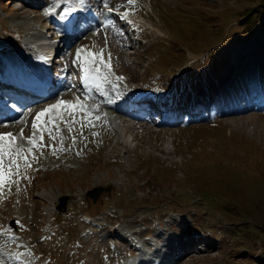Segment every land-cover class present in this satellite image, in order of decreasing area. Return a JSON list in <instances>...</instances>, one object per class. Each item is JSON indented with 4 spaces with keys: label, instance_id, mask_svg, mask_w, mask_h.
<instances>
[{
    "label": "rangeland",
    "instance_id": "374dc122",
    "mask_svg": "<svg viewBox=\"0 0 264 264\" xmlns=\"http://www.w3.org/2000/svg\"><path fill=\"white\" fill-rule=\"evenodd\" d=\"M36 1L44 5L0 0V41L10 44L0 49L1 67L37 70L30 45L49 48L58 42L50 35L65 29L52 23L50 6L81 0ZM89 1L96 14L79 23V37L58 57L63 91L72 96L51 105L66 102L68 123L34 127L30 104L1 124L0 134L16 137V163L0 179L1 264H264V110L237 103L253 64L264 66L262 15L256 21L264 7L255 12L258 0ZM106 5L116 13L102 14ZM188 12L198 19L194 29L184 22ZM242 50L257 54L221 77ZM81 69L96 72L86 91L77 84ZM101 82L127 93L158 89L157 117L166 119L105 104ZM170 95L180 108L164 102ZM39 129H49L45 143ZM98 186L93 200L88 192ZM8 228L19 235L8 240Z\"/></svg>",
    "mask_w": 264,
    "mask_h": 264
},
{
    "label": "bare ground",
    "instance_id": "6f19581e",
    "mask_svg": "<svg viewBox=\"0 0 264 264\" xmlns=\"http://www.w3.org/2000/svg\"><path fill=\"white\" fill-rule=\"evenodd\" d=\"M72 5H75L76 6V8L77 7H79V9L81 8L82 10H87V11H89V12H92V13H95V11H94V9H93V3H91L89 0H81V1H78L77 3H71ZM39 7H41V6H39ZM38 7V8H39ZM168 8H172L171 6H169V7H167L166 9H168ZM175 8H177V7H175ZM175 8H173V9H175ZM179 8L177 9V12H176V14H174V18H175V20H176V17L178 16V14H179ZM187 14H190V15H192V13L191 12H188V13H186V14H183L182 16L185 18V20H184V22H186V23H190L191 25H192V28H193V25L194 26H196L195 25V21L197 22L198 21V19H193V17L192 16H190V15H188L187 16ZM73 18L72 19H74L75 18V14L74 13H72V14H70ZM70 16V17H71ZM180 16V15H179ZM193 16H195L196 17V15H193ZM205 22H207L208 23V21H205ZM205 22H203V24L205 23ZM194 29V28H193ZM66 39V38H65ZM1 40V39H0ZM64 40V39H63ZM9 44L8 42H1L0 41V44ZM86 43H88V42H86ZM23 44V43H22ZM26 45V44H25ZM65 46H66V44L63 46V48L62 49H58L57 48V50H56V52H58L57 54H60V53H62L63 52V49L65 48ZM19 47V46H18ZM30 47H31V51L32 52H30L31 54L34 52H36V50H37V48L35 47V45H33V46H31L30 45ZM47 47V46H46ZM22 49V48H21ZM27 49H28V47H27ZM45 49H48L47 51H49V50H51V51H53L52 49H54V45H52L51 46V48L49 49V48H45ZM30 51V50H29ZM47 51H45V52H47ZM41 52H44V51H41ZM243 52H245L244 50H242L241 51V55H239V58H238V60H237V58L234 60V61H231V62H229V63H227L226 65V67H225V69L220 73V75H221V77H226L228 74H232V72L234 71V68H237L243 61H245V60H249V59H251L252 57H254L257 53H256V51L255 50H253V51H249V52H245V53H243ZM36 56H37V54H35ZM98 58H96V60H97ZM93 61V60H92ZM94 62H96V61H94ZM101 62V61H100ZM89 63H91L92 64V62H89ZM97 64V63H96ZM102 64V63H101ZM257 64V63H256ZM254 65V64H253ZM254 66H257V65H254ZM102 67V66H101ZM234 67V68H233ZM254 69H256L255 67H254ZM252 74H251V78H253L254 77V73H256L257 72V70H253L252 69ZM224 75V76H223ZM14 76L16 77V78H21L20 76H19V74L18 73H15L14 74ZM23 81H25V80H23ZM232 84V82L230 83V84H228L229 86ZM91 86V85H90ZM90 86H88V88H90ZM255 87H256V79H254V80H252V82H251V87L249 88V89H245V91L243 92V93H241V98H242V100H247V98L249 97V93L251 94V93H253L254 91H255ZM258 89V88H257ZM64 90V89H63ZM60 91V92H57V93H55V94H53V95H50V96H47V97H45V99L42 101V102H37L36 104H34L33 105V109H34V111L35 110H37L38 108H40V110H38L37 111V113H36V116H37V114H39L40 112H42L41 111V109H43V108H45V107H47V105H51V103H52V101L53 100H55V99H57V98H67L68 100H69V98L72 96L70 93H66V92H64V91ZM257 94H258V92H257ZM55 95V96H54ZM59 101V100H58ZM148 102H149V100H147V99H139L138 101H136V103H135V107H137V109H145L146 108V105L148 104ZM55 103V102H54ZM54 105V104H53ZM57 105V104H56ZM81 105H83V104H81ZM35 106V107H34ZM52 106V105H51ZM250 106V105H249ZM244 107H242V109H243ZM33 109H31V110H33ZM101 109V108H100ZM45 110V109H44ZM70 111H72V110H74V108H70L69 109ZM22 114V113H21ZM56 114H60L61 116L63 115V108L62 107H60V108H58V110L57 111H54V108L51 110V111H49V112H47V114L46 115H44V116H42L41 118H40V120L39 121H37V123L39 124V123H41V122H43L44 120H45V117H52V118H54L55 117V115ZM87 115V114H86ZM99 118V117H98ZM12 119V118H11ZM50 121L52 122V119H50ZM2 124V121H0V129H2V128H4V127H1V126H3V125H1ZM18 128V127H17ZM30 128V127H29ZM24 130H26V129H24ZM0 143H1V141H0ZM19 149V148H18ZM1 151V150H0ZM59 151V150H58ZM64 154H69V153H64ZM4 157V156H3ZM2 159V157H0V160ZM9 230V229H8ZM120 238L122 239V240H125V237L123 236V235H121L120 236ZM196 245V243H194V245L193 246H195ZM191 249V248H190ZM140 255L141 254H143V252H141V253H139ZM0 264H1V262H0Z\"/></svg>",
    "mask_w": 264,
    "mask_h": 264
},
{
    "label": "snow or ice",
    "instance_id": "6c2138e0",
    "mask_svg": "<svg viewBox=\"0 0 264 264\" xmlns=\"http://www.w3.org/2000/svg\"><path fill=\"white\" fill-rule=\"evenodd\" d=\"M130 2H131V0H130ZM80 51H82V50H78L77 56H79ZM65 103H66L65 101H61L59 104L52 105V106H50L49 109H45L44 111L40 112L39 114H37V117H36L37 121H39L42 116L46 115L47 112L51 111L53 108H60ZM68 107L74 108L75 106L72 104H68ZM34 127H38V125H34ZM21 135H22V133H21ZM9 137H11V140L9 139ZM0 141H4V144L0 145V150H3L5 155H8V154H10L9 150L12 149L14 144H15L16 137L13 136L11 133L0 134ZM31 142L35 143L34 140H32ZM22 151H23L22 149H18L16 154L21 155ZM22 158H24V157H22ZM15 163L16 162L13 161V164H15ZM25 164H26V166L30 167V164L27 163L26 158H25ZM17 167H18V165H17Z\"/></svg>",
    "mask_w": 264,
    "mask_h": 264
},
{
    "label": "water",
    "instance_id": "95a60500",
    "mask_svg": "<svg viewBox=\"0 0 264 264\" xmlns=\"http://www.w3.org/2000/svg\"><path fill=\"white\" fill-rule=\"evenodd\" d=\"M102 189H103V187H101V186L94 187L93 189L89 190L88 194H89L91 197H93L94 200H96L97 197H98V195H99L100 192L102 191ZM66 201H67V197L65 196V197H63V198L61 199V203H60L59 207L61 208V207L65 206Z\"/></svg>",
    "mask_w": 264,
    "mask_h": 264
},
{
    "label": "trees",
    "instance_id": "16d2710c",
    "mask_svg": "<svg viewBox=\"0 0 264 264\" xmlns=\"http://www.w3.org/2000/svg\"><path fill=\"white\" fill-rule=\"evenodd\" d=\"M258 6L256 7V11L257 12L258 10L260 11V7L263 8L264 7V0H258ZM260 14L256 15V21L258 20H261L260 19V16L262 15V18L263 20L261 21H264V9L261 10V12H259ZM251 19V18H250Z\"/></svg>",
    "mask_w": 264,
    "mask_h": 264
}]
</instances>
